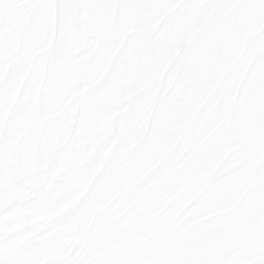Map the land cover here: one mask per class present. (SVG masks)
<instances>
[{
    "label": "snow or ice",
    "instance_id": "6c2138e0",
    "mask_svg": "<svg viewBox=\"0 0 264 264\" xmlns=\"http://www.w3.org/2000/svg\"><path fill=\"white\" fill-rule=\"evenodd\" d=\"M0 264H264V0H0Z\"/></svg>",
    "mask_w": 264,
    "mask_h": 264
}]
</instances>
